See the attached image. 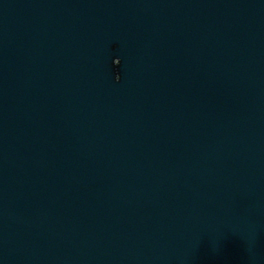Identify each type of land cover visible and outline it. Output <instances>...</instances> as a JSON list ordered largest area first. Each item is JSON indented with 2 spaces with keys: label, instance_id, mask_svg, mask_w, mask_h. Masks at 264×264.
Here are the masks:
<instances>
[{
  "label": "water",
  "instance_id": "1",
  "mask_svg": "<svg viewBox=\"0 0 264 264\" xmlns=\"http://www.w3.org/2000/svg\"><path fill=\"white\" fill-rule=\"evenodd\" d=\"M0 264H264V0H0Z\"/></svg>",
  "mask_w": 264,
  "mask_h": 264
}]
</instances>
